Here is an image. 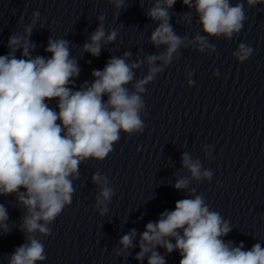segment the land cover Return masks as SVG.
I'll return each mask as SVG.
<instances>
[{"label": "clouds", "instance_id": "9594fccd", "mask_svg": "<svg viewBox=\"0 0 264 264\" xmlns=\"http://www.w3.org/2000/svg\"><path fill=\"white\" fill-rule=\"evenodd\" d=\"M119 10L126 0H110ZM184 6L194 7L204 35L199 33L186 43L170 23L171 9L177 0H155L147 10V17L158 22L151 32L150 43L157 48L164 46L159 54L148 55L138 63H128L130 52L122 57L113 56L102 70H93V81H87L74 90L75 77L80 68L71 56L69 41L49 38L46 53L50 57L30 55L29 41L25 36L12 35L8 40L10 51L0 55V196L15 194L17 203L26 211L21 217L19 231L26 242L15 248L8 264H38L46 259L44 243L40 236L52 235L51 225L72 203L75 193L74 181L79 178L80 165L89 159L103 161L114 149L121 133L143 132L146 125L141 119L145 102L141 93L145 85L153 82L173 61L181 46L195 43L198 51L215 52L216 47L208 37H224L231 40L238 35L246 20L245 6L237 0H181ZM141 5L144 0H139ZM247 5L264 4V0H246ZM35 18L39 12H34ZM187 18V14H186ZM103 21L104 16L99 17ZM32 27L25 28L27 37ZM112 30L106 36L101 23L91 34L83 50L94 57L101 53L102 42L112 43L117 38ZM21 52L20 58L15 53ZM253 49L240 43L233 56L243 63L252 55ZM160 61V64H157ZM147 63V74L130 89L134 80L133 69ZM217 70L214 75H218ZM191 77L192 73H188ZM194 84L188 79V85ZM107 97V100L104 97ZM56 100L58 111L49 106ZM183 166L191 173V179L212 180L213 171L202 170L200 160L193 161L188 153L182 154ZM92 181L100 187L96 206L100 214L107 212V203L114 195L108 178L99 171ZM189 178H180L174 187L187 189ZM23 189V191H21ZM179 199L175 209L165 210L155 222H148L140 234L138 261L147 255V264H167L165 253L176 251L179 264H264V247L255 243L245 250L243 243L234 245L223 237L232 228L219 212L210 210L202 194ZM9 215L0 203V232L7 234ZM136 230L123 235L122 246L117 255H128L134 246ZM174 241V243H173Z\"/></svg>", "mask_w": 264, "mask_h": 264}]
</instances>
